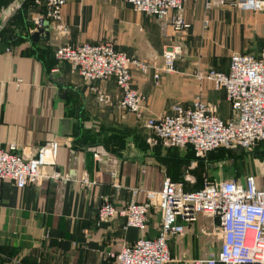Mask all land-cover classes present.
Segmentation results:
<instances>
[{
  "label": "crops",
  "instance_id": "0c3cea01",
  "mask_svg": "<svg viewBox=\"0 0 264 264\" xmlns=\"http://www.w3.org/2000/svg\"><path fill=\"white\" fill-rule=\"evenodd\" d=\"M17 5L18 0H13L0 9V31ZM183 16L190 26L187 36L179 37L170 28L163 36L155 21L134 13L119 0H66L63 20L69 28L68 35L63 36L54 28L36 46L27 41L9 47L0 45V147L15 144L25 158H31L43 144L59 141L56 169L68 178L45 179L37 186L23 189L9 181L0 183V264H114L106 253L133 244L142 235H157L161 217L156 209L152 210L143 234L125 229L124 219L119 217L98 222L97 212L102 196L116 207H123L143 202L146 190L159 191L167 176L164 168L169 158L135 148L131 143L130 149L121 155L102 146L109 159L116 160L115 165L108 158L94 160L89 148L97 145L79 143L81 131L101 126L97 128L105 132L119 121L114 108V84L94 85L105 88L112 98V103L99 105L92 86L84 84L67 64L55 62L50 51L65 43L111 40L118 50L132 52L138 60L160 68L162 57L157 60V49L151 47L150 41L160 36L167 42H181L184 52L179 59L183 64L182 69L176 68V73L163 74L155 84L152 70L144 76L134 72V87L147 97L145 114L161 116L172 104H189L196 95L209 102L198 91V81L188 79L192 72L209 69L203 68L209 59L217 65L224 60L228 63L231 54H251L246 52L247 46L257 50V45L264 42V31L256 36L254 44H234L227 31V27H245L247 23L256 29L264 23V9L250 12L225 6L206 11L204 0H185ZM262 49L251 55L257 56ZM121 120L124 124H137L132 115ZM113 168L119 173L118 191L112 187L109 174ZM83 172L95 182L93 186L79 183ZM137 188L141 191L134 196L132 192ZM204 218L205 224H197L203 234L209 225L217 228V220ZM186 237L187 233L175 239ZM171 248L183 253L198 250V246L186 242H170V251ZM171 257L175 264H189L187 261L199 258Z\"/></svg>",
  "mask_w": 264,
  "mask_h": 264
},
{
  "label": "built area",
  "instance_id": "2783aa9c",
  "mask_svg": "<svg viewBox=\"0 0 264 264\" xmlns=\"http://www.w3.org/2000/svg\"><path fill=\"white\" fill-rule=\"evenodd\" d=\"M42 11L32 16L29 34L44 37L51 29L66 36L69 28L63 20L66 0H32ZM130 6L134 13L153 19L163 36L168 28L179 37H186L189 24L183 16L185 0H119ZM225 6L250 12L264 9L262 0H204L206 11ZM19 4L17 5V8ZM47 24V27H45ZM207 26V20L204 21ZM8 51V49H6ZM181 48L168 45L161 54L162 66L129 56L118 50L111 40L97 43H65L54 50L57 63L67 64L84 84L91 85L99 105L111 102V96L98 83H114L116 96L114 108L117 116L125 119L132 115L145 132L149 148L190 147L195 158L223 148L230 151H253L264 143V49L255 56L233 53L226 72L207 69L196 71L198 82H209L224 93L229 105V116L223 120L217 106L196 95L189 104H172L166 113L153 117L145 114L147 97L134 87V72L146 75L153 71L152 79L158 84L163 74L176 73V62ZM20 83V82H19ZM61 144L51 141L40 146L35 155L25 158L15 144L0 147V183L9 181L16 188L37 186L42 180H68L56 169V158ZM97 162L109 159L101 146L89 148ZM107 160V159H106ZM112 187L121 188L118 170L109 171ZM86 187L95 184L87 172L78 180ZM195 183L194 176L184 174L179 180L166 176L159 191H144L143 202H131L116 207L108 197H101L97 212L98 222L119 217L124 228L140 233L147 230V221L153 209L160 213L161 222L154 238L139 237L133 244L123 245L119 251L106 253L114 264H170L169 243L185 235L198 215L218 221L220 245L217 252L204 258L187 261L189 264H264V159L258 160V172L229 180L203 179L198 190L187 191L186 185ZM141 191L133 190V195ZM45 238L48 234H45Z\"/></svg>",
  "mask_w": 264,
  "mask_h": 264
},
{
  "label": "rangeland",
  "instance_id": "374dc122",
  "mask_svg": "<svg viewBox=\"0 0 264 264\" xmlns=\"http://www.w3.org/2000/svg\"><path fill=\"white\" fill-rule=\"evenodd\" d=\"M6 1V0H5ZM19 7L22 4V0H18ZM18 7V8H19ZM17 8V9H18ZM16 9V10H17ZM15 10V11H16ZM254 29L252 24L247 23L245 27L242 26H233L227 27V31L230 33V38L234 39L235 42H245L247 44H254L256 42V36L260 35L259 33L264 31V23L261 22ZM253 27V28H251ZM234 31V32H233ZM156 40L150 41L151 47L157 49L158 59L160 60V55L162 51L170 44H175L179 47H182L181 42L171 43L167 42L166 39H162L160 36H157ZM248 53L253 52V54H257L260 48L264 47V42L257 45V50H251L249 46H247ZM185 48V47H183ZM196 49V48H195ZM182 51V50H181ZM129 56H136L132 52L124 51ZM181 52V55H183ZM212 59V58H211ZM208 60L207 66L203 68H213L214 70H223L226 67L227 60L224 62H220L218 65L212 62V60ZM181 59L176 62V68L182 69ZM223 64V66H221ZM196 70V69H195ZM195 72H192L191 75H188V79L196 80L194 77ZM197 82V81H196ZM198 91H202V93L206 96V99L217 105V111L219 115L226 117L229 113V108L226 102L224 101L222 91L216 89L209 82H197ZM126 128H122L119 126H114L113 130L121 131L129 136H135L137 139L144 138L145 132L140 128V125L136 124H124L121 123ZM119 124V125H121ZM128 126V127H127ZM99 134H105L103 130L95 129ZM149 150V149H148ZM155 154H161L164 158H169L170 162L165 163V170L167 176L181 178L184 174H191L195 179V187H198L201 180L208 179L213 181L218 180H229L235 176L244 177L246 175H252L258 172V155L254 153V151H226V153L215 154V152L208 153L204 158L197 159L191 153L188 148H174L170 150L165 149H154L150 150ZM174 170L173 173L170 171ZM197 175H199L197 177ZM201 215H198L197 222L190 225L187 231L186 239H173L171 243L175 242L177 245H183L185 242L198 246V250L195 249L193 252L183 253L180 252L179 249L177 252L170 251V255L173 257L179 258L180 256H195L199 258H204L208 256L212 252H217L218 247L220 245V239L218 238V229L214 225L207 226V232L203 234L197 227V224H203L206 219ZM205 224V223H204ZM170 245V243H169ZM179 248V247H178ZM173 259V258H172ZM175 264V263H170Z\"/></svg>",
  "mask_w": 264,
  "mask_h": 264
},
{
  "label": "trees",
  "instance_id": "16d2710c",
  "mask_svg": "<svg viewBox=\"0 0 264 264\" xmlns=\"http://www.w3.org/2000/svg\"><path fill=\"white\" fill-rule=\"evenodd\" d=\"M12 1L13 0H6V1L0 0V9H4V8L8 7L12 3ZM41 11H42V8H38L37 6H35L33 4L32 0H22V4L20 5V7L16 11H14V13L7 19V21L5 22V25L3 26V28L0 31V45L9 47L11 45H16V44H19L23 41H27V42H30L33 46H36L39 42H41V41H39L37 43H33L31 41V35L28 32L29 29L32 27V16L36 13L41 12ZM143 17H145V16H143ZM54 50L55 49H52V51H50V54L52 56V59L56 62V60L54 59V56H53ZM228 62H229V60H228ZM210 69H213V68H210ZM227 69H228V63H227L226 70L224 69V70H216V71L226 72ZM113 96H116V92H115V94H113ZM111 103H112V99H111ZM226 104L228 105L227 102H226ZM106 105H108V104H106ZM228 108H229V105H228ZM218 114H219V112H218ZM219 116L223 120H226L228 118L229 114L226 117H223L221 115H219ZM119 121L122 123H126L125 121L121 120V118H119ZM119 121L116 122L115 126L126 128V126L125 125L123 126ZM119 124H121V125H119ZM136 125H138V124H136ZM97 127L101 128V126H97ZM97 127H94V128L98 129ZM94 128H93V130L92 129H89V130L83 129L81 131L82 136L80 137L81 140L79 141V143H83V144L92 143L91 145H101L106 150H108L109 152L116 154V155H121L122 151L129 150L131 147L129 144H131V143L134 144L135 148H139V149H143V150L162 149L159 147L149 148L147 146L144 138L140 137L139 139H137L135 136H129L128 134H125L121 131L113 130L114 127L111 128L110 130L109 129L106 130L105 134H103V135L99 134V132L95 133L94 131H96V130ZM187 148L194 155L192 149L190 147H187ZM165 150H170V149H165ZM226 151H229V150H225L223 148H220V149H217V150L212 151V152H215V154H222V153H226ZM253 151L256 155L259 156L258 160L264 159V143H260ZM167 160L168 161L165 162L166 164H167V162H170L169 159H167ZM167 165H169V164H167ZM170 172L173 173L174 170H171ZM198 176L199 175H197V177ZM181 178H182V176H181ZM181 178L175 179V177H171L172 180H179ZM200 186H201V182L198 185V187H195L194 184L193 185H186L185 189L187 191H194V190H198L200 188Z\"/></svg>",
  "mask_w": 264,
  "mask_h": 264
},
{
  "label": "water",
  "instance_id": "95a60500",
  "mask_svg": "<svg viewBox=\"0 0 264 264\" xmlns=\"http://www.w3.org/2000/svg\"><path fill=\"white\" fill-rule=\"evenodd\" d=\"M45 27H47V24H45ZM47 36H48V32H45L43 38H46ZM43 38L39 36V33H34L33 35H31V41L33 43H37Z\"/></svg>",
  "mask_w": 264,
  "mask_h": 264
}]
</instances>
